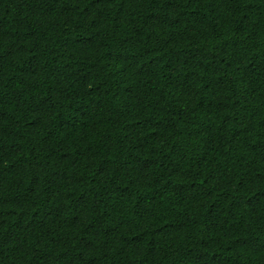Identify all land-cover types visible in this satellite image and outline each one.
I'll return each instance as SVG.
<instances>
[{"label":"trees","instance_id":"1","mask_svg":"<svg viewBox=\"0 0 264 264\" xmlns=\"http://www.w3.org/2000/svg\"><path fill=\"white\" fill-rule=\"evenodd\" d=\"M0 264H264V0H0Z\"/></svg>","mask_w":264,"mask_h":264}]
</instances>
